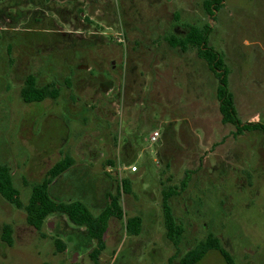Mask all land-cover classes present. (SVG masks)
Segmentation results:
<instances>
[{
	"label": "rangeland",
	"instance_id": "1",
	"mask_svg": "<svg viewBox=\"0 0 264 264\" xmlns=\"http://www.w3.org/2000/svg\"><path fill=\"white\" fill-rule=\"evenodd\" d=\"M209 1L0 0V161L22 201L64 154L73 163L50 184L53 198L80 200L96 214L107 191L131 184L95 258L84 226L55 213L38 231L0 196V235L9 224L12 240L0 238V264H179L210 232L235 264H264V134L234 135L205 60L166 41L191 24L209 26L237 117L264 123V0ZM29 74L53 82L59 97L23 102ZM172 188L183 227L177 245L165 236L161 206ZM133 215L137 235L125 230ZM196 264L224 261L209 250Z\"/></svg>",
	"mask_w": 264,
	"mask_h": 264
},
{
	"label": "trees",
	"instance_id": "2",
	"mask_svg": "<svg viewBox=\"0 0 264 264\" xmlns=\"http://www.w3.org/2000/svg\"><path fill=\"white\" fill-rule=\"evenodd\" d=\"M223 0H211L206 2L207 8L215 7ZM210 27L207 25L188 26L186 32L181 36L170 35L166 41L172 48H178L181 52L194 49L198 57L205 60L207 67L217 79L216 98L221 113L222 123H229L235 127L234 135L242 134L244 131H257L264 134V123L259 121L241 122L237 117L232 94L227 88L226 70L223 66V55L207 44ZM59 87L53 82L39 85L35 76H26L20 96L25 103H38L45 99L55 100L59 97ZM73 163L69 154H64L55 161L46 171L41 181L34 182L30 186V193L25 202L22 201L19 189L14 185L10 168L0 161V196L25 212L26 222L36 230H40L47 216L51 214H64L67 219L76 226H84L89 237L95 240V247L90 253L95 258L105 247L104 234L110 217L122 218L123 210L120 204L122 192L130 191V181L122 179L116 190L107 191L104 197L105 203L99 208L98 213L80 200H59L53 198L49 193L50 184L65 172ZM111 163V162H109ZM184 185V184H182ZM175 188L163 193L161 206L165 236L177 245L182 237L183 227L175 218L169 200L176 194ZM127 234L137 235L141 230V219L137 215L129 216L125 221ZM11 229L9 224H4L0 238L7 244H11ZM57 248L64 249V243L60 240L54 241ZM209 250L217 251L222 257L224 264H235L233 255L222 245L220 237L213 233H207L194 247L188 249L180 258L179 264H196Z\"/></svg>",
	"mask_w": 264,
	"mask_h": 264
},
{
	"label": "built area",
	"instance_id": "3",
	"mask_svg": "<svg viewBox=\"0 0 264 264\" xmlns=\"http://www.w3.org/2000/svg\"><path fill=\"white\" fill-rule=\"evenodd\" d=\"M157 136H158V132H157V131L152 132V134L150 135V140H151V141H156ZM129 168H130V170H131L132 172H134V171L137 170V167L134 166V165L129 166Z\"/></svg>",
	"mask_w": 264,
	"mask_h": 264
}]
</instances>
